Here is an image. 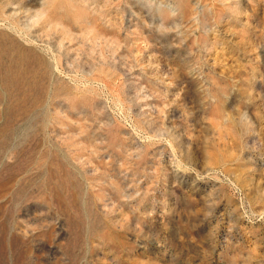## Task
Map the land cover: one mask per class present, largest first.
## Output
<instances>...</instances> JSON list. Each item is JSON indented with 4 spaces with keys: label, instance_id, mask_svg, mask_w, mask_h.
I'll use <instances>...</instances> for the list:
<instances>
[{
    "label": "rangeland",
    "instance_id": "374dc122",
    "mask_svg": "<svg viewBox=\"0 0 264 264\" xmlns=\"http://www.w3.org/2000/svg\"><path fill=\"white\" fill-rule=\"evenodd\" d=\"M0 264H264V0H0Z\"/></svg>",
    "mask_w": 264,
    "mask_h": 264
}]
</instances>
